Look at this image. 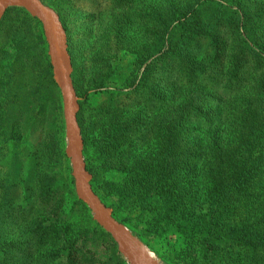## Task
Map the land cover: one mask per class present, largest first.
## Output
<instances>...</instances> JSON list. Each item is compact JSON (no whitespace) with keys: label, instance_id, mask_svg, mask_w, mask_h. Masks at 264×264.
<instances>
[{"label":"rangeland","instance_id":"1","mask_svg":"<svg viewBox=\"0 0 264 264\" xmlns=\"http://www.w3.org/2000/svg\"><path fill=\"white\" fill-rule=\"evenodd\" d=\"M45 1L60 13L68 26L73 78L81 101L79 117L87 136L85 156L93 173L94 188L112 206L118 219L133 231L138 244L148 248L160 264H264V252L260 253L262 259L258 262L239 245L225 248L217 262L209 261L201 236L195 230L184 229L181 221L166 224L160 207L169 200L168 195L170 201L178 204L187 200L200 206L211 203L207 193L213 186V175L202 170L208 162L193 151L201 135L191 131L202 130V123L209 117L206 113L218 109L213 96L222 95L226 99L229 92H244L255 106H264L261 94L264 53L259 50L257 56L241 55L238 40L225 26L221 35L224 51L220 56L203 48L204 40L196 52L198 67L183 66L182 70L164 51L159 56L151 55L156 47L153 23L156 10H166L170 0ZM189 1L177 0L182 5ZM262 1L239 0V3L243 11L251 9L257 13ZM260 19L264 26V14ZM244 61L247 64L242 69ZM201 67L205 68L203 73H199ZM230 69L232 73L228 74ZM234 82H239L237 90L232 89ZM37 92L43 94L41 99L37 98ZM203 92L210 95L205 97L201 113L188 121H171L176 116L170 114L175 109L169 105L171 95L178 97L179 102L182 97L193 96L198 103L203 100ZM58 94L63 116L60 143L66 152L62 94L54 79L42 24L22 7H10L0 24V221L6 227V232L1 229L2 233L13 234L11 239L15 240L22 235V244L27 236L33 237L28 228L32 219H36L39 207L35 204L36 208L27 212L23 188L22 208L20 202H8L9 178L21 174L20 162L14 156L40 152L50 186L61 181L53 105ZM230 100L231 96L228 103ZM236 103L239 102L231 104L233 110H240V104ZM235 121L240 123L239 118ZM172 125L176 126L170 128ZM223 127L230 129L229 123H223ZM171 129L179 144L170 164L166 158ZM232 139L233 136L229 138ZM71 168L69 160L64 168L68 181ZM155 183L159 187L157 191L152 189ZM63 194L67 201L58 215L60 219H55L53 228L45 234L46 248H56V261L118 264L108 251L80 248L82 242H78L79 263L72 261L71 251L63 250L60 241L63 230L71 235L76 233L74 228L79 223L88 226L73 208L71 198ZM149 201L150 209H147ZM180 216L182 213L178 212L175 218ZM19 220H22V233L6 224H16ZM105 242L118 249L124 264H130L112 236L106 237ZM25 249L22 245V252ZM22 264L29 263L23 258Z\"/></svg>","mask_w":264,"mask_h":264},{"label":"trees","instance_id":"2","mask_svg":"<svg viewBox=\"0 0 264 264\" xmlns=\"http://www.w3.org/2000/svg\"><path fill=\"white\" fill-rule=\"evenodd\" d=\"M262 14L264 0L257 13H253L251 9L243 11L239 0H190L184 5L179 4L177 0H170L166 10H156V19L153 21L156 47L151 55L159 56L158 53L164 51L170 61L180 64L182 70L183 66L198 67L199 62L196 61L198 45L206 40L202 47H207L220 56L224 51L221 35L227 26L228 32L239 42L241 55L252 53L257 56L260 51L264 53V26L263 19H260ZM62 20L69 37L68 26L63 18ZM246 64L247 61L242 63V69ZM198 69L199 73H203L205 68ZM231 73L230 69L228 74ZM235 73L234 81H237L238 71ZM261 85L264 88V83ZM233 86L232 89L237 90L239 82H234ZM229 94L226 99L222 95L213 96L218 109L210 114L206 113L209 117L202 123V130L191 131V134L201 135L199 145L193 151L202 161L208 162L202 170L213 175V186L210 193H207L211 203L200 206L190 204L187 200L178 204L177 201H170L168 195L169 200H165L160 207L164 213L163 219H167L166 224L175 225L177 221H181L184 229L195 230L201 236L209 261L217 262L225 248L239 245L247 250L252 259L259 262L262 259L260 253L264 252V106L261 108L255 106L249 94L244 92ZM261 94L264 96V92ZM42 95H38L37 92V98L41 99ZM209 95L208 92H203V100L198 103L193 96L182 97V101L179 102L178 97L171 95L169 105L175 109L170 114L176 113L171 121L174 122L176 119L188 121L197 113H201L202 107L205 106L204 99ZM230 96L231 100L228 103ZM235 102H239L236 104H240V110H233L235 108L231 104ZM53 103L61 181L56 186H50L40 152L34 155L21 152L19 156H14V159L20 162L21 178L18 176L9 178L8 202L11 204L20 202L22 208L23 188L26 191L23 198L27 212L30 213V209L36 208V205L39 208L36 211V219H32L28 228L33 237L27 236L24 244L22 235L17 236L15 240L11 239L13 234L10 233L8 236L2 233L1 229L6 232V227H3L4 221H0V264H22L23 258L29 264H59L55 259L56 248H46L45 234L50 232L49 228H53L54 220L60 219L58 215L63 212L67 201L63 192L71 198L73 208L81 215L82 221L88 223V226L79 223L74 228L76 233L71 235L69 231L61 232L63 250L71 251L72 261L79 263L81 250L78 242H82L80 248L94 252H98L99 249L108 251L118 264H124L118 255V249L105 242V238L111 235L94 220L88 205L78 198L72 174L71 180L68 181L64 173L69 159L60 143L63 124L60 94L53 99ZM236 118H239L240 123L235 121ZM223 123H229L230 129L223 127ZM174 126L176 125L170 128ZM82 129L87 141L83 126ZM175 136L174 130L171 129L166 158L170 164L179 144ZM232 136L233 139L229 140ZM27 158L31 160V164H28ZM18 178V182H15ZM152 189L157 191L159 187L155 183ZM151 194L149 191V195ZM147 209H150V201ZM178 212H181L182 216L175 218ZM32 216L35 218V215ZM5 222H9L8 219ZM6 224H9L13 231L22 233V220L16 221V224L11 222ZM22 245L26 248L25 252H22ZM61 261L65 262L63 259Z\"/></svg>","mask_w":264,"mask_h":264},{"label":"water","instance_id":"3","mask_svg":"<svg viewBox=\"0 0 264 264\" xmlns=\"http://www.w3.org/2000/svg\"><path fill=\"white\" fill-rule=\"evenodd\" d=\"M19 6L39 20L45 33L48 53L63 102L66 127V154L71 163L78 198L88 205L94 220L109 233L130 264H159L138 244L133 231L116 216L112 206L98 194L93 173L85 156V137L79 114L81 101L73 78V58L68 33L60 13L45 0H0V24L10 7Z\"/></svg>","mask_w":264,"mask_h":264},{"label":"bare ground","instance_id":"4","mask_svg":"<svg viewBox=\"0 0 264 264\" xmlns=\"http://www.w3.org/2000/svg\"><path fill=\"white\" fill-rule=\"evenodd\" d=\"M141 245V244H140ZM141 248L142 249H144L145 250V252H146V254L148 255V256H150V257H152V259L155 261V262H157V263H159L158 262V259H157V257L148 249V248H145V247H143L142 245H141ZM155 256V257H154ZM160 264V263H159Z\"/></svg>","mask_w":264,"mask_h":264}]
</instances>
